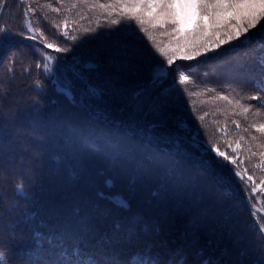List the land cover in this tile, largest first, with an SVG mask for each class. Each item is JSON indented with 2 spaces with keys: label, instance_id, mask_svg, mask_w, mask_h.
<instances>
[{
  "label": "trees",
  "instance_id": "obj_1",
  "mask_svg": "<svg viewBox=\"0 0 264 264\" xmlns=\"http://www.w3.org/2000/svg\"><path fill=\"white\" fill-rule=\"evenodd\" d=\"M55 8H61V12ZM69 8L71 5L59 0H0V25L13 32L12 38L0 47L3 189L7 202H11L16 199L14 184L23 180L27 194L26 199L17 200L20 207L11 217L4 213L5 223L11 219L21 230V239L10 247L19 252L32 249L35 245L30 227L42 233L43 251L50 258L63 246L69 252L79 248L83 257H93L98 264H128L130 257L147 246L153 255L166 261L190 239L185 233L190 230L193 214L203 211L199 247L205 248L206 255L213 250L218 255L221 249L233 252L247 248L249 259H256L257 239L264 240L257 234V228L264 226V192L258 189L251 193L247 175H252L256 184L264 177V169L257 167L260 153L264 152V147L258 146L264 145V134L251 127L264 124V111L256 114L253 108L245 116L234 103L215 97L223 93L235 100L257 91L256 81L264 78V69L259 65L264 32L252 29L248 41H234L194 60L178 58L171 66L170 74L153 96L161 105L160 111L148 116V122H163L164 131L171 133H177L180 124L189 129L190 133H179L181 147L177 150L159 139L143 137L134 125L97 119L92 115L95 105L89 107L87 100L84 106L79 103L83 88L71 73L61 78L62 85H71L77 103H71L36 68L37 63H43L47 51L61 57V69L79 65L92 87L103 88L115 80L129 94L141 87L152 91L151 77L161 69L156 61L163 58L155 53L143 33L134 31V22L125 20L120 25H110L106 13L93 9L91 4H78L71 12ZM65 19L69 21V34L79 37L74 44H66L60 38ZM29 21L33 28L44 32L48 42L71 46L72 51L56 54L44 47L43 38L27 39L31 35L27 30ZM58 23L59 29L55 27ZM85 28L96 31L84 33ZM21 32L26 35L17 34ZM158 38L167 42L165 36ZM125 43L145 53L132 77L110 64ZM241 65L244 74L233 79L232 74ZM181 71L190 75L184 85H178ZM37 80L41 81L40 86L36 85ZM242 103L261 106L248 99ZM189 134L194 139H185ZM253 136L257 137L255 141ZM237 142L240 148L234 152ZM210 144L235 156L239 167L221 166L217 161L222 158L214 152L204 155V146ZM249 147L255 156L248 152ZM57 154L63 157L58 169L50 160ZM69 165L77 166L84 175L72 179ZM234 168L242 174L247 170L245 181L233 178L230 184L221 183L220 177H230ZM28 169L32 170L31 181L27 175H20ZM98 171L104 175H97ZM105 180L111 181L110 187ZM97 193L105 198H99ZM17 195L23 197V193ZM121 199L128 208L117 203ZM26 212L35 216L29 226L20 223ZM133 221L135 234L129 236L128 227ZM116 222L124 227L113 239ZM188 264H196L194 252L189 255Z\"/></svg>",
  "mask_w": 264,
  "mask_h": 264
},
{
  "label": "snow or ice",
  "instance_id": "obj_2",
  "mask_svg": "<svg viewBox=\"0 0 264 264\" xmlns=\"http://www.w3.org/2000/svg\"><path fill=\"white\" fill-rule=\"evenodd\" d=\"M61 4H69L71 12L78 4H91L93 9H100L106 13V19L110 25H120L123 21L134 22L135 29L138 33H143L147 40L151 42L155 49V53L162 57V61L157 59V63L161 64V69L157 70L152 75L150 84L152 91L146 87H141L136 92L129 94L126 89L119 87L115 80L108 81L103 88L92 87L89 76L85 75L80 70L79 65H74L69 69H61L58 67V61L61 59L59 55H53L47 51L44 52L43 63H37L36 68L42 71V75L57 88V91L62 92L71 103H77L76 96L71 92L70 84L62 85V77L65 73H71L83 88L82 99L79 101L81 106H84L85 100L89 102L88 106L95 105L92 112L97 119H102L107 122L119 124L128 123L129 126H135V129L145 138L159 139L162 142L174 145L177 150L181 147L180 132L188 131L183 124L178 125L177 133L166 132V125L163 122L152 123L148 122V116L152 113H158L161 105L158 100H154L153 96L156 89L164 83V80L170 74L169 69L178 58L184 60H194L201 56H206L209 52L221 48L223 45L231 44L234 41L245 42L250 39L252 29H257L264 32V0H59ZM51 7V4L48 5ZM54 11L61 12V8H55ZM28 15L27 12L24 13ZM75 24L76 21H72ZM69 21H63L64 31L61 39L68 44L75 43L79 37L76 34H69ZM57 29L61 27L58 23L55 25ZM27 30L31 35H27V39L37 41L43 38L44 47L52 49L54 53H69L72 51L71 46H60L57 43L48 42L44 32L39 28H33L31 22L27 23ZM84 33L95 32V28H85ZM39 33V35H37ZM26 35V33H17ZM13 32L6 25H0V47H3L5 41L10 40ZM159 36L167 37V42L159 40ZM243 38V40L241 39ZM153 53L152 55H155ZM145 53L133 45L125 43L118 50L110 64L117 71L127 73L129 77L135 76L139 68V64L143 61ZM259 65L264 69V52H262ZM244 66L241 65L233 74V79H239L244 74ZM66 78V77H65ZM190 79V75H186L184 71L179 73L178 85H184ZM36 85L40 86L41 81L37 80ZM62 85V86H61ZM255 88L257 91L251 95L241 97V99L233 100L228 95L219 93L216 99L227 101L228 104H235L240 109V114L247 115L255 108L256 114L264 111V102H261V94L264 93V78L256 81ZM183 91V90H182ZM214 91V89H209ZM243 99L257 101L260 107H255L253 104L242 103ZM203 120V116L199 117ZM144 121V123H141ZM239 127V124H237ZM256 130L264 134V124L251 125ZM0 135H3L0 132ZM185 139H194L189 134ZM243 139V137H241ZM257 137L253 136L255 141ZM196 147V145H192ZM264 147V145H258ZM240 143H236V148L233 151H238ZM215 153L217 158H222L217 162L224 166L231 164L239 167L235 156L227 155L221 151L216 144L206 145L203 148V154L208 155ZM248 152L255 156L256 153L248 148ZM39 155V153H37ZM261 161L257 167L264 169V152L260 153ZM51 163L58 169L63 164V157L54 155L50 157ZM234 168L230 173V177H220V182L230 184L231 179L238 178L243 183L245 174ZM54 169H50L53 171ZM68 173L72 179H79L84 175V171L78 169L75 165L68 166ZM21 176L27 175L29 181L32 178V170L20 173ZM97 175L103 176L102 171H98ZM247 182L250 184L251 193H256L259 189L264 192V177L260 179V183L256 184L252 175H247ZM106 185L111 186L110 180H105ZM248 184H245L243 190H247ZM31 187V183H28ZM17 193H23V197ZM15 200L7 202L3 189V168L0 167V264H9L10 261L23 258L24 264H98L93 257H83L79 248H73L71 252L66 247L61 246L59 253L54 258L50 255H45L43 251V235L39 230L28 228L33 232L32 242L34 247L25 252H19L10 247L18 239H21V230L17 229L15 223L9 219L5 223L4 213H8L11 217L15 210L20 207L17 200L26 199V185L23 180H19L14 184ZM99 198H105L102 193H97ZM157 195V193H153ZM123 207L128 208V204L123 199L117 201ZM78 214V213H77ZM205 213L203 211L193 214L189 224V231L185 233L186 237H190L185 245L175 249L166 261H161L160 258L152 254L151 248L147 247L143 252L134 254L129 258L128 264H188V257L193 252L196 258V264H264V240L257 239L255 250L259 255L256 259L250 260V251L247 248H237L230 252L228 249H221L219 254L215 250L209 254H205V248L199 247V229L201 220ZM35 220V216L26 212L25 216L20 220V223H27L29 226ZM135 221L128 227L129 236L134 233ZM124 227L120 222L113 225V239L118 238V234ZM258 237H264V226L257 228ZM49 244L52 240L48 239ZM211 246V241H209ZM139 257V258H136Z\"/></svg>",
  "mask_w": 264,
  "mask_h": 264
},
{
  "label": "clouds",
  "instance_id": "obj_3",
  "mask_svg": "<svg viewBox=\"0 0 264 264\" xmlns=\"http://www.w3.org/2000/svg\"><path fill=\"white\" fill-rule=\"evenodd\" d=\"M5 200L7 201L8 197H5ZM9 264H24L23 258H20V259L16 260L15 262L10 261Z\"/></svg>",
  "mask_w": 264,
  "mask_h": 264
},
{
  "label": "water",
  "instance_id": "obj_4",
  "mask_svg": "<svg viewBox=\"0 0 264 264\" xmlns=\"http://www.w3.org/2000/svg\"><path fill=\"white\" fill-rule=\"evenodd\" d=\"M4 7H5V3H4V5H3V7H2V11H3Z\"/></svg>",
  "mask_w": 264,
  "mask_h": 264
}]
</instances>
